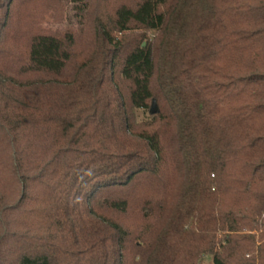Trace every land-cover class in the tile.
<instances>
[{
	"label": "trees",
	"instance_id": "16d2710c",
	"mask_svg": "<svg viewBox=\"0 0 264 264\" xmlns=\"http://www.w3.org/2000/svg\"><path fill=\"white\" fill-rule=\"evenodd\" d=\"M206 255L264 264V0H0V264Z\"/></svg>",
	"mask_w": 264,
	"mask_h": 264
},
{
	"label": "rangeland",
	"instance_id": "374dc122",
	"mask_svg": "<svg viewBox=\"0 0 264 264\" xmlns=\"http://www.w3.org/2000/svg\"><path fill=\"white\" fill-rule=\"evenodd\" d=\"M71 7L72 5H68L66 6V8L64 9V13H65V16H64V20H61V21H56L54 20V17H52V15L48 16L47 18H45L42 22V27L43 28H46V29H50V30H53V31H56V30H60V31H63L65 29H67V27L69 26L68 25V20H69V15L71 14L72 15V12H71ZM24 13L26 14V12H24V10L22 11V14H19V19L22 21H24ZM72 20L74 22V25L75 27L77 26V23L75 22L76 19L72 16ZM140 31V29H135L133 31V33H138ZM132 34L131 32H129V35ZM149 36H151V34L149 33ZM142 46H146L147 45V41L146 40H143L141 42ZM137 113V120L138 121H143L145 119H148L151 117V113L149 110H146V111H143V110H139V111H136ZM200 264H212V256H204L201 260V263Z\"/></svg>",
	"mask_w": 264,
	"mask_h": 264
}]
</instances>
